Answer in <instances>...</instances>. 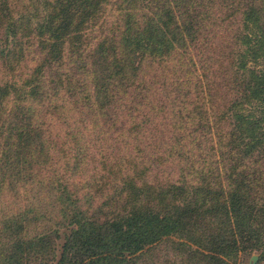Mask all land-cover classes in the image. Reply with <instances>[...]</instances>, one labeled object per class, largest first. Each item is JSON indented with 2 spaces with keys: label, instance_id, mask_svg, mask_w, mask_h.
<instances>
[{
  "label": "trees",
  "instance_id": "1",
  "mask_svg": "<svg viewBox=\"0 0 264 264\" xmlns=\"http://www.w3.org/2000/svg\"><path fill=\"white\" fill-rule=\"evenodd\" d=\"M39 27L35 211L59 214L29 238L4 218L0 236L12 242L0 245V264L37 252L41 264H132L165 240L177 264L264 256V0H41ZM17 28L8 21L0 58ZM11 86L0 83V104ZM56 115L74 142L64 155L74 175L95 161L115 181L114 217L101 219L102 205L88 215L69 170L54 165Z\"/></svg>",
  "mask_w": 264,
  "mask_h": 264
},
{
  "label": "rangeland",
  "instance_id": "2",
  "mask_svg": "<svg viewBox=\"0 0 264 264\" xmlns=\"http://www.w3.org/2000/svg\"><path fill=\"white\" fill-rule=\"evenodd\" d=\"M8 21L17 24L18 35L16 42H12V36L9 38L13 51L0 58V83L12 85L11 92L7 90L3 94L6 98L0 104V228L5 224L4 218L14 217L21 226L19 230L15 228L19 232L16 235L29 238L40 236L45 222H52L59 214L53 213L50 215L53 219L41 220V210L35 211L41 206V88L37 87L41 86V0H0V39L6 40ZM62 110L65 113L67 108ZM53 122L52 138L58 141L52 150L54 165L69 170L67 176H72V189L88 215L102 205L99 217H114L121 209V200L118 201L121 193L113 188L115 181L101 177L107 174V168L101 171L102 165L93 161L86 168V174L74 175L78 171L67 165L64 157L74 146L73 140L65 137L64 129L69 126L61 123L57 115ZM56 154H59L58 162H55ZM94 166L99 171L95 177L92 176ZM48 210L54 211L51 206ZM0 238L6 240L0 241V245L12 242L4 235ZM63 242L64 237L56 239L57 254ZM175 255L173 242L165 240L138 253L132 264H177ZM26 264H41V253L37 252L36 258ZM237 264H264V256L259 251L239 253Z\"/></svg>",
  "mask_w": 264,
  "mask_h": 264
}]
</instances>
